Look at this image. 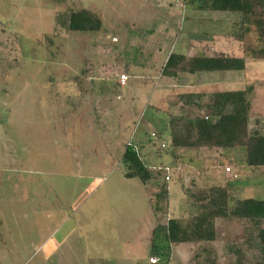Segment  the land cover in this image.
I'll use <instances>...</instances> for the list:
<instances>
[{"label":"rangeland","instance_id":"1","mask_svg":"<svg viewBox=\"0 0 264 264\" xmlns=\"http://www.w3.org/2000/svg\"><path fill=\"white\" fill-rule=\"evenodd\" d=\"M188 1L0 0V264H151L152 231L168 219L187 227L205 216L210 187L230 184V207L264 200V167H247L241 149L169 147V117L202 115L217 92L247 90L249 132L264 136V56L255 54L263 45L255 27L235 40L238 14L198 11ZM78 10L95 14L101 30L60 26V17ZM201 41L215 49L207 55L245 57V69L162 75L171 53ZM84 73L93 88L81 99L74 79ZM121 74L128 76L122 87ZM183 93L202 94V107H183ZM129 144L154 175L147 184L123 176ZM165 182L167 205L154 213L149 198ZM209 221L215 240L180 244L167 264L262 259L243 237L251 222Z\"/></svg>","mask_w":264,"mask_h":264},{"label":"trees","instance_id":"2","mask_svg":"<svg viewBox=\"0 0 264 264\" xmlns=\"http://www.w3.org/2000/svg\"><path fill=\"white\" fill-rule=\"evenodd\" d=\"M188 4L198 11L238 14L241 32L235 40H242L250 32L249 26L252 24L258 41L263 44L255 54L264 56V0H189ZM58 22L69 32L93 33L99 32L102 27L101 20L87 10L70 12L65 17H60ZM243 69L245 57L227 56L220 52L210 57H186L171 53L162 67V75L174 79L181 73H214ZM82 75L84 76L74 79L81 99L93 88L92 81L87 79L85 73ZM203 98L200 93H183L177 96V101L183 107L200 108ZM203 107L202 115L169 117L166 129L172 153L176 150L241 149L243 162L247 167H264V136L250 134L248 129L250 104L247 90L214 93L210 103ZM156 137L157 140L154 141L157 142L160 136L156 134ZM162 144L164 147H161ZM166 146L168 145L162 140L160 148L165 149ZM120 161L124 166V178H136L142 184L154 179L153 173L144 165L137 147L126 145ZM232 191L230 184L210 187L208 200L201 205L205 216L197 218L190 226H182L174 219L159 224L152 231L149 249L151 258H157L158 264H167L173 249L180 244L214 241L216 232L209 220L230 217L252 223L250 227L243 229V237L249 249H259L261 252L262 259L252 264H264V227L260 223L264 220V200H235L230 207ZM152 196L148 201L149 207L154 213H159L162 211L160 203L167 205L166 182Z\"/></svg>","mask_w":264,"mask_h":264},{"label":"crops","instance_id":"3","mask_svg":"<svg viewBox=\"0 0 264 264\" xmlns=\"http://www.w3.org/2000/svg\"><path fill=\"white\" fill-rule=\"evenodd\" d=\"M203 36V35H202ZM211 36H212V34L210 35V34H204V36L203 37H205L203 40L205 41V42H207V41H212V38H211ZM198 41H200V40H198ZM204 41H201V43L200 42H198L197 44H198V46L196 45H194L193 43H191V45L189 44V45H186V47L184 46V49H182L181 50V52L180 53H178V54H181V55H184V56H186V57H194V56H192V55H194L195 53H197L199 56H195V57H200V56H205V57H210V55H207V52H208V50H210V51H212V52H214L215 51V49L213 48V45H210V44H208V43H204L203 44V42ZM200 44H203L202 46L200 45ZM189 46V47H188ZM200 46V47H199ZM186 48V49H185ZM218 52H220V53H223L224 54V52H225V50H217L216 51V53H218ZM191 54V55H190ZM212 56V55H211ZM236 57V56H235ZM126 74V73H125ZM197 74V73H196ZM127 75V74H126ZM191 75H194V74H191ZM128 77V76H127ZM149 80H152V78L150 77L149 78ZM128 81V80H127ZM127 81H126V83H127ZM118 85H119V82H118ZM126 85V84H125ZM124 85V86H125ZM122 87V86H121ZM155 95V94H154ZM151 98H153V95L151 96Z\"/></svg>","mask_w":264,"mask_h":264},{"label":"built area","instance_id":"4","mask_svg":"<svg viewBox=\"0 0 264 264\" xmlns=\"http://www.w3.org/2000/svg\"><path fill=\"white\" fill-rule=\"evenodd\" d=\"M126 81H127V76L125 74H121L119 76V80H118L119 84L121 86H124L126 84ZM151 137L153 138V140H157V137H156L155 133H151ZM161 147H164L163 144L161 145ZM226 172H230V169L226 168ZM166 180L167 181L169 180L168 176H166ZM149 261H150L151 264H157L158 259L153 257V258H150Z\"/></svg>","mask_w":264,"mask_h":264}]
</instances>
